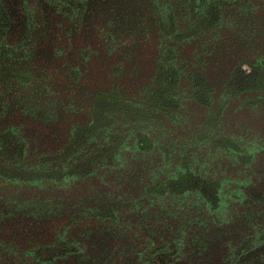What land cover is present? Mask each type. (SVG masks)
<instances>
[{
	"label": "flooded vegetation",
	"instance_id": "1",
	"mask_svg": "<svg viewBox=\"0 0 264 264\" xmlns=\"http://www.w3.org/2000/svg\"><path fill=\"white\" fill-rule=\"evenodd\" d=\"M0 264H264V0H0Z\"/></svg>",
	"mask_w": 264,
	"mask_h": 264
}]
</instances>
